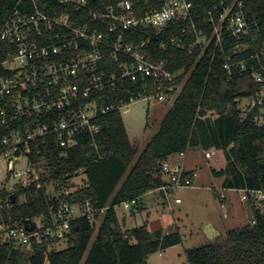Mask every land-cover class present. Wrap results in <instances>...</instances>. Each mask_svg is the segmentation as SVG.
Listing matches in <instances>:
<instances>
[{"label":"trees","instance_id":"1","mask_svg":"<svg viewBox=\"0 0 264 264\" xmlns=\"http://www.w3.org/2000/svg\"><path fill=\"white\" fill-rule=\"evenodd\" d=\"M192 1L193 21L199 29L210 33L213 27L205 12L219 0ZM15 2L0 0V28L1 20ZM244 7L248 32L240 40L226 38L222 48L211 43L202 56H198L201 51L198 45L190 53L175 48L160 49L158 39L152 42L155 54L151 57L165 58L174 69L183 67L190 74L159 129L142 150L131 140L123 115L117 110L104 114L98 121L101 130L96 142L102 157L87 141L67 151L52 138L32 147L30 159L40 174L39 180L25 187L16 186L15 201L9 196L10 205L1 210L2 224L14 227L38 217L50 224V208L61 201L89 203L95 209L94 220L86 215L74 219L69 246L64 249H56L50 239L33 240L30 250L0 243V264H149L150 254L182 243L181 232L152 231L146 223L122 229L117 207L136 200L134 210L147 192L169 185L163 163L190 147L223 152L225 167L212 168V173L224 177V188L246 190L252 217L246 225L228 231L225 239L187 249L188 263L264 264V213L249 192H264V121H259L264 101L254 106L249 104V110L240 104L242 98L253 99L264 94V81L257 82L252 75L256 71L264 78V0H244ZM79 13H82V25H94L87 12ZM183 24L178 23L176 29L157 36L167 37ZM236 44L241 51L232 55ZM228 54L232 55V61L244 60L246 69L241 71L240 66H234L230 74L225 67ZM139 91L140 86L127 79L110 92L105 103L113 101V97L127 100ZM33 118L41 123L51 121L46 115ZM2 133L0 130V140ZM81 173L86 176L83 186L70 183ZM50 183L55 185L56 192L47 190ZM70 187L74 190L66 195L64 190ZM103 208L105 211L101 213Z\"/></svg>","mask_w":264,"mask_h":264},{"label":"built area","instance_id":"2","mask_svg":"<svg viewBox=\"0 0 264 264\" xmlns=\"http://www.w3.org/2000/svg\"><path fill=\"white\" fill-rule=\"evenodd\" d=\"M193 10L192 0H16L0 28V171L1 163L6 162L8 176L17 178L12 188L0 189L1 244L30 250L33 240L50 239L56 245L69 240L74 219L86 215L94 220L95 209L89 203L61 201L50 208V224L38 217L32 220L34 229L28 230L25 223L14 227L2 224L1 210L10 205L8 197L15 195L16 186L39 180L30 159L34 145L52 138L67 151L87 141L99 153L96 135L101 130V116L114 110L126 113L130 103L138 99L162 103L180 94L190 72L185 73L183 67L174 69L165 58L151 57L155 39L160 49L194 53L198 45V56H202L211 43L222 48L226 38L240 40L248 32L244 0H219L206 10V19L213 27L210 33L197 27ZM82 11L94 25L81 24ZM182 22L183 26L167 37L157 36ZM191 38L194 40L188 43ZM240 51L236 44L232 55ZM232 55L225 56L229 73L234 66L245 70V61H232ZM252 75L255 81H264L258 72ZM127 79L141 91L127 100L113 97L105 103L110 92ZM263 101L264 94L253 98L250 106ZM42 115L51 121L41 123L33 118ZM22 155L28 156L33 166L15 170ZM206 156L211 153L207 151ZM163 171L169 185L158 191L167 194L171 188L192 185L196 174L168 161L163 163ZM73 190L66 188L64 193L69 195ZM249 192L264 213V192ZM136 203L132 200L122 205L133 211Z\"/></svg>","mask_w":264,"mask_h":264},{"label":"rangeland","instance_id":"3","mask_svg":"<svg viewBox=\"0 0 264 264\" xmlns=\"http://www.w3.org/2000/svg\"><path fill=\"white\" fill-rule=\"evenodd\" d=\"M247 84L248 81L244 83V87ZM173 100L172 98L167 102L155 103L152 100L138 99L132 101L128 112L122 114L130 138L139 146L140 150L147 145L159 129ZM251 100V98L241 99L240 104L244 110L250 109ZM262 112L263 115L259 118L260 122L264 121V107ZM206 151L202 147H190L185 156L174 154V158L182 157L190 167H193L196 175L192 185L174 187L168 192L166 199L157 193L158 202L153 199L154 194L147 195L144 199L142 198L144 208H136L133 210L134 212L125 209L123 205L117 207L122 229L146 223L152 231L162 228L164 232L175 230L181 232L183 242L150 254L149 264H189L186 250L208 242L201 230L204 222H212L217 228H220L223 235L214 239L222 240L225 239L228 231L242 227L251 221L245 213L244 205L240 201L237 191H225V199L216 195L215 188L221 186V179L212 173V168L220 169L226 159L221 150L210 149L211 158L206 157ZM1 164L0 189L2 190L3 187L12 188L17 178L8 176L6 162ZM32 166L29 157L22 155L15 165V170L25 171ZM33 168L34 172L37 171L35 166ZM85 182L86 176L83 173L70 180V183L77 187L83 186ZM47 190L50 193L56 192L55 185L48 184ZM176 198H180L182 202H176ZM222 203L225 204L224 207L221 206ZM100 221L97 223L99 224ZM174 221L177 224L172 225ZM68 246V241L62 240L55 245V248L64 249Z\"/></svg>","mask_w":264,"mask_h":264},{"label":"crops","instance_id":"4","mask_svg":"<svg viewBox=\"0 0 264 264\" xmlns=\"http://www.w3.org/2000/svg\"><path fill=\"white\" fill-rule=\"evenodd\" d=\"M168 112V111H167ZM166 115V114H165ZM156 133V132H155ZM154 133V134H155ZM188 150H189V148L182 154V156H185L186 154H187V152H188ZM205 155H206V153H205ZM207 157V156H206ZM212 157V154H211V156L210 157H207V158H211ZM168 162L172 165V166H176V167H179L182 171H185V172H189V173H191V172H193V173H195L194 172V170H193V167H190L189 166V164H187V162H185L184 161V159L182 158V157H178V158H174V155L173 156H171L169 159H168ZM225 165H226V161H224V164H223V166L221 167V168H223V167H225ZM196 175V174H195ZM195 175H194V177H195ZM219 179H221V181H220V184H221V186L219 187V188H215V193H216V195L217 196H219L220 197V195H222V198L223 199H225L226 198V195H225V191H237L238 193H239V197H240V201L243 203V205H244V209H245V213L247 214V217L249 218V219H251V217H252V211H251V207H250V205L248 204V202H247V199H246V190H244V189H238V188H224L223 186H222V182H223V180H224V177H219ZM193 182H194V178H193ZM157 193H159V191H156V190H150L149 192H147L145 195H144V197H146L147 195H150V194H154L153 195V199L154 200H156V202H158V197H157ZM160 194V193H159ZM144 197H143V199H144ZM165 198H167V196L165 197ZM221 198V197H220ZM143 199L141 200V202H140V204H139V207H138V209H141V208H144V203H143ZM177 199V198H176ZM180 202H182V201H180ZM179 202V203H180ZM221 206L222 207H224L225 206V204L224 203H222L221 204ZM134 212V211H133ZM226 216L228 215V214H225ZM248 219V220H249ZM176 222L174 221L173 223H172V225H174ZM177 224V223H176ZM208 224H211L215 229H217L219 232H220V235H223L222 233L223 232H221L220 231V228H217L212 222H204V224H202V227H201V230H202V232H203V234H204V236L208 239V241H214L215 239L214 238H216V237H218V236H220V235H214V237H213V239H210L209 237H208V235L204 232V229H205V227H206V225H208ZM170 225V224H169ZM175 227V226H174ZM176 227H178L177 225H176ZM204 227V228H203ZM129 228H131V227H129ZM179 228V227H178ZM128 229V228H127ZM158 229H161L162 231H163V233H169V232H164V230L162 229V228H158ZM155 230H157V229H155ZM154 230V231H155ZM171 232V231H170Z\"/></svg>","mask_w":264,"mask_h":264},{"label":"water","instance_id":"5","mask_svg":"<svg viewBox=\"0 0 264 264\" xmlns=\"http://www.w3.org/2000/svg\"><path fill=\"white\" fill-rule=\"evenodd\" d=\"M160 194L163 198L166 197V194L163 190L160 191ZM12 201L13 202L15 201V195H12ZM25 224H26V228L28 230L34 229V223H33L32 219H27L25 221ZM204 232L208 235V237L210 239H213L214 235H216V236L220 235V232L217 229H215L211 224L206 225Z\"/></svg>","mask_w":264,"mask_h":264}]
</instances>
